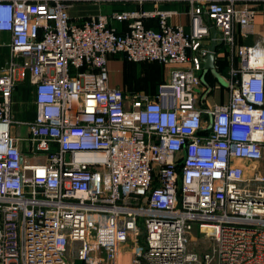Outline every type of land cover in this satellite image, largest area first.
Here are the masks:
<instances>
[{"label":"built area","instance_id":"built-area-1","mask_svg":"<svg viewBox=\"0 0 264 264\" xmlns=\"http://www.w3.org/2000/svg\"><path fill=\"white\" fill-rule=\"evenodd\" d=\"M79 1L0 0V264H72L69 250L80 264H117L123 251L130 264H192L195 227L215 264H264V0H129L151 8L77 23ZM172 1L187 3L188 29L160 7ZM212 26L226 87L205 77ZM117 53L167 65L168 78L153 95L110 86ZM26 79L34 116L15 119ZM221 86L226 100L209 104Z\"/></svg>","mask_w":264,"mask_h":264},{"label":"crops","instance_id":"crops-1","mask_svg":"<svg viewBox=\"0 0 264 264\" xmlns=\"http://www.w3.org/2000/svg\"><path fill=\"white\" fill-rule=\"evenodd\" d=\"M161 8L165 9H176L178 10L179 14L171 17L170 22L173 24H182L186 29H188L189 25V16L187 13L188 5L186 2L182 1H172V2H166L160 5ZM258 7L261 9V11L258 12L255 18V37H256V28L258 23L261 20L260 13L264 12V4L258 5ZM151 4L150 3H144V4H137L129 0H85V1H79L75 2L74 4L70 5L68 7V13L71 21L81 23L84 20L89 19L90 16L97 14L98 12H103L106 14H109L113 11H121V10H135V9H150ZM145 20L147 21V24L145 23ZM144 23L146 27L149 28H156V20L154 18H146L144 19ZM110 24L118 31H123L125 29V23L124 22H118L111 20ZM217 41H219V35H217ZM254 36L251 38H245L241 39L240 41L243 43L246 42H252V39L255 38ZM246 40V42H245ZM8 42H9V34L7 32H0V68L6 61L8 57ZM5 47H4V46ZM3 46V47H2ZM222 44H218L216 47V54H215V66H216V60L217 58L223 57L222 54ZM7 54V56H6ZM122 53H117L113 55H109L107 59V68L109 72V85L110 86H115L119 88H123L124 85V80H125V73L135 79H139V77L144 76L145 74L142 71H138L136 73L134 72H126L123 66H167L164 64H160L158 62H128ZM212 74V73H211ZM165 77V80L168 78V73ZM25 81V80H24ZM20 82L12 96V108L15 106H19L22 103V93L24 92H29L31 94L30 90V85L28 82ZM136 87H133L131 90L132 92H143V93H148L152 95V91L150 90L149 87H147L146 91V86L143 85V83H138ZM222 85V84H221ZM222 90L221 96L223 99H216L213 101H208L209 104H214L217 102H223L226 100V90L223 86L220 87ZM19 95V96H18ZM31 104L34 105L33 100L31 98ZM35 110V108H34ZM34 110L33 112H27L28 114V119H31L34 115ZM26 128H24L25 131ZM17 127L13 128V133L20 135L18 132H16ZM26 133V131H25ZM24 133V134H25ZM117 264H130V254L128 252H122L119 254L117 261Z\"/></svg>","mask_w":264,"mask_h":264},{"label":"rangeland","instance_id":"rangeland-1","mask_svg":"<svg viewBox=\"0 0 264 264\" xmlns=\"http://www.w3.org/2000/svg\"><path fill=\"white\" fill-rule=\"evenodd\" d=\"M260 17H261V20L258 23L257 28H256V36L258 38H261L264 41V12L260 13ZM123 67L124 69L128 71H132L134 73L141 71L142 69L141 66H123ZM159 73L161 75L163 74L164 76H166L168 73L167 67L166 66L161 67L160 70L158 71V75ZM212 74L216 77L219 83H221L224 87H226L227 80L225 76L217 73L216 70H213ZM146 81H148V79ZM222 90L220 88L215 89L212 94H209L207 101L211 102L216 99L218 100L223 99V97L221 96ZM31 97H32V94H30L29 92L22 93V103L21 105H19L20 107L19 110L15 111L12 108L13 117L15 119L27 120L28 118L27 112L29 111L28 108L31 106V102H30ZM24 128L25 127H17L16 132H18L19 134H24L26 131V129L24 131ZM254 165H256L259 169V172L262 175H264V150H263L262 159L259 162L255 163ZM249 172L250 171L248 170V166L246 165V174H248ZM187 249L190 254H194L196 256V260L192 264H215L216 263L214 240L210 238L209 236H206L204 232L200 231L196 227L192 230L191 234L189 235ZM70 251L71 250L68 251L66 258L68 261L74 264L75 260H73V254Z\"/></svg>","mask_w":264,"mask_h":264},{"label":"trees","instance_id":"trees-1","mask_svg":"<svg viewBox=\"0 0 264 264\" xmlns=\"http://www.w3.org/2000/svg\"><path fill=\"white\" fill-rule=\"evenodd\" d=\"M259 6H260V4H259ZM147 21L148 20H145V23L146 24H147ZM245 42H246V40H245ZM246 43H250V42H246ZM123 56L127 60V58L125 57V55H123ZM127 61L128 62H132V63H136V62H133V61H130V60H127ZM141 62H149V61H141ZM227 66H228V63H227V60H226L225 56H223L221 58H217V60H216V70H217V72L219 74H221L223 76L226 75ZM161 67H163V66H141V68H142L141 71L145 75L142 76V77H139V79H135V77L132 78V77H130L128 75V73L127 74L125 73V80H124V85H123V88H122L123 92H132L131 90L133 89V87H136L137 85H139L138 83L140 82V83H143L144 86H146V88H145L146 91L148 90L147 87H149L150 90L152 91V95L155 94L156 89H157V86L161 82H163L165 80V77H164L163 74L161 75L159 73V75H158V71L160 70ZM126 72H129L130 73L132 71L126 70ZM205 77L207 78V80L209 82L213 83L214 78L211 76V71L208 70L205 73ZM147 79H148V81H146ZM24 82H28L27 79ZM19 108H20L19 106H15V107H13V110H15V111L16 110H19ZM28 110H29L28 112H30V111L33 112L34 105L31 104V106L28 108ZM74 264H80V262L77 261V260H75L74 261Z\"/></svg>","mask_w":264,"mask_h":264},{"label":"water","instance_id":"water-1","mask_svg":"<svg viewBox=\"0 0 264 264\" xmlns=\"http://www.w3.org/2000/svg\"><path fill=\"white\" fill-rule=\"evenodd\" d=\"M210 32H211V40H210V43L208 45V53H207L206 58L204 59V62H203L205 73L208 70L211 71V73L213 70H215V68H214L215 50H216L217 45L221 43L220 40L217 41L218 31L216 30V28L214 26L210 27Z\"/></svg>","mask_w":264,"mask_h":264}]
</instances>
